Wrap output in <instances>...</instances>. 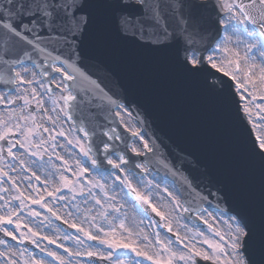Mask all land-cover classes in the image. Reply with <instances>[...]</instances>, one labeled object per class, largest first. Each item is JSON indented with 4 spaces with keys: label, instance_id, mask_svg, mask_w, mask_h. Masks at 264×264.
Masks as SVG:
<instances>
[{
    "label": "snow or ice",
    "instance_id": "6c2138e0",
    "mask_svg": "<svg viewBox=\"0 0 264 264\" xmlns=\"http://www.w3.org/2000/svg\"><path fill=\"white\" fill-rule=\"evenodd\" d=\"M126 57L212 100L214 165L151 130ZM201 261L264 264V0H0V264Z\"/></svg>",
    "mask_w": 264,
    "mask_h": 264
},
{
    "label": "water",
    "instance_id": "95a60500",
    "mask_svg": "<svg viewBox=\"0 0 264 264\" xmlns=\"http://www.w3.org/2000/svg\"><path fill=\"white\" fill-rule=\"evenodd\" d=\"M112 68L121 83L134 97L139 96L142 107L151 113V130L170 138L178 148L194 152L206 164H215L218 144L225 141L226 131L217 124L210 98L200 94L194 86L179 97L170 87L153 85L147 71L131 57L113 63ZM207 128L213 132L214 138L208 134ZM224 163L226 168L231 166L230 160ZM248 179L254 183L258 194V168L249 173Z\"/></svg>",
    "mask_w": 264,
    "mask_h": 264
}]
</instances>
